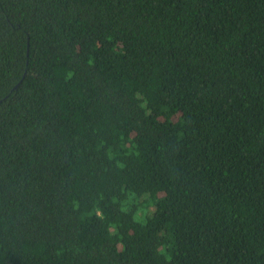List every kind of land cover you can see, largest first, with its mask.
<instances>
[{
    "label": "trees",
    "instance_id": "trees-1",
    "mask_svg": "<svg viewBox=\"0 0 264 264\" xmlns=\"http://www.w3.org/2000/svg\"><path fill=\"white\" fill-rule=\"evenodd\" d=\"M0 264H264V0H0Z\"/></svg>",
    "mask_w": 264,
    "mask_h": 264
},
{
    "label": "clouds",
    "instance_id": "clouds-1",
    "mask_svg": "<svg viewBox=\"0 0 264 264\" xmlns=\"http://www.w3.org/2000/svg\"><path fill=\"white\" fill-rule=\"evenodd\" d=\"M98 218H99V216H98ZM135 219V218H134Z\"/></svg>",
    "mask_w": 264,
    "mask_h": 264
}]
</instances>
